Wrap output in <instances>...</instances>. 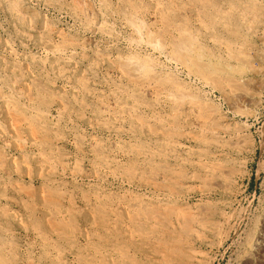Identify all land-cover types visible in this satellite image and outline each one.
<instances>
[{"label":"rangeland","instance_id":"rangeland-1","mask_svg":"<svg viewBox=\"0 0 264 264\" xmlns=\"http://www.w3.org/2000/svg\"><path fill=\"white\" fill-rule=\"evenodd\" d=\"M76 1L0 0V264H264V0Z\"/></svg>","mask_w":264,"mask_h":264},{"label":"bare ground","instance_id":"bare-ground-1","mask_svg":"<svg viewBox=\"0 0 264 264\" xmlns=\"http://www.w3.org/2000/svg\"><path fill=\"white\" fill-rule=\"evenodd\" d=\"M73 1V0H72ZM101 1V0H100ZM128 1V0H127ZM103 2V1H102ZM101 2V3H102ZM106 2V1H105ZM74 3V2H73ZM104 3V2H103ZM132 3V2H131ZM130 3V4H131ZM76 4L78 5V10L80 11L79 13L81 14V15H84V17H87V18H89V16H92V15H95V14H97L96 13V10H94V8H92V7H90V6H88L87 5V0H78V1H76ZM129 4V5H130ZM125 6V5H124ZM130 6H132V4L130 5ZM133 7V6H132ZM100 8H102L101 6H100ZM125 8V7H124ZM106 9V8H105ZM109 9V8H108ZM126 9V8H125ZM134 10V9H133ZM133 10H132V12H133ZM101 11V10H100ZM124 11V10H123ZM128 11V10H127ZM157 11V10H156ZM108 12V11H107ZM137 12V11H136ZM99 13V12H98ZM134 13H135V11H134ZM104 14V13H103ZM161 14V13H160ZM159 14V15H160ZM112 15V14H111ZM154 15V14H153ZM95 16H97V15H95ZM104 16H105V14H104ZM113 16V15H112ZM157 16V15H156ZM162 16V15H161ZM78 17V16H77ZM98 17V16H97ZM107 17V16H106ZM111 17V16H110ZM96 18V17H95ZM108 18V17H107ZM142 18V17H141ZM141 18L138 16V14H134V15H132V13L130 12V13H128V12H125V13H123L122 14V20L125 22V23H127L128 25H130L133 29H134V31L136 32V33H138L139 35H141V33H143V31H144V25L145 24H143V22H142V20H141ZM97 19V18H96ZM161 19V18H160ZM161 21V20H160ZM106 22V21H105ZM163 22V21H162ZM154 23V22H153ZM161 23V22H160ZM103 25L104 24H102V22L101 21H93L92 23H91V27H90V30L92 31V33H97V32H102V30H103ZM110 26V25H109ZM112 27V26H111ZM130 27V28H131ZM146 27V26H145ZM165 27H166V25H165ZM168 27V26H167ZM106 29V28H105ZM165 30V29H164ZM90 31V32H91ZM104 31V30H103ZM108 32H109V29L107 30ZM147 33V32H146ZM166 33V32H165ZM104 34V33H103ZM152 35H153V33L151 34L150 32H148V34L145 36V34H143V35H141L140 36V38L137 40V42L138 43H140L141 45H144V46H146L148 49H150L151 51H153V52H159L160 54H165L166 56H167V63L168 62H170V63H173V64H177V65H179V67H181V66H183V65H185L181 60H180V48L182 47V46H180L179 45V43H173L170 47L169 46H167L166 45V42L165 43H163V41L162 40H160V38L158 37V34H156L157 36H153L152 37ZM111 36V35H110ZM63 37V36H62ZM139 37V36H138ZM180 37V36H179ZM186 38V37H185ZM179 42V41H178ZM63 44H64V42H63ZM71 44V43H70ZM139 44V45H140ZM65 45V44H64ZM78 45V44H77ZM182 45V44H181ZM68 47H69V45H67ZM71 46H73V45H71ZM70 46V47H71ZM75 46V45H74ZM61 47V46H60ZM80 47V46H79ZM62 48V47H61ZM73 48V47H72ZM146 48V49H147ZM65 50V49H64ZM69 51V50H68ZM10 52V51H9ZM67 52V51H66ZM71 52V51H70ZM185 52V51H184ZM59 53H61V52H59ZM62 53H64L63 51H62ZM73 53V52H72ZM71 53V55H73ZM75 53V52H74ZM158 54V53H157ZM187 54V53H186ZM69 55V54H68ZM179 55V56H178ZM166 56H165V59H166ZM65 57V56H64ZM125 58V57H124ZM164 59V60H165ZM65 62V61H64ZM66 63H67V61H66ZM169 63V64H170ZM182 63H183V65H182ZM113 64H115V66L117 67V69L119 70V72H120V74L122 75V76H125L126 78H128V80L130 81V82H132V83H134V82H140V81H143L144 80V77H148L149 75V73H152V70H156V64H154V63H152V64H149L147 61H141V60H138V59H135V58H127V59H123V58H118ZM158 66V65H157ZM170 66H171V64H170ZM179 67L178 68H176V69H178L179 70ZM59 71V70H58ZM69 71V70H68ZM153 72H156V71H153ZM160 73V72H159ZM189 73V72H188ZM152 75H156L155 73H152ZM161 75V74H160ZM172 75V74H171ZM116 76V75H115ZM144 76V77H143ZM156 77H158V76H156ZM165 77V76H164ZM155 78V77H154ZM171 78V77H170ZM149 79H151L150 77H149ZM195 79V78H194ZM153 80V79H152ZM152 80H149V81H152ZM155 80H157L156 78H155ZM201 80V79H200ZM154 81V80H153ZM168 81V80H167ZM166 81V83L168 84V86H162L161 88L159 87V86H161V85H159L158 86V88H160V89H157L158 90V93H159V95H167L169 98H170V96H172V95H176L177 94V90L178 91H180V89L182 88V87H180V85L179 84H177L175 81H174V83H172V84H169L168 82ZM173 81V80H172ZM146 83L147 82V79H145L144 81H143V83ZM159 82V81H158ZM204 82V81H203ZM131 83V84H132ZM141 83V82H140ZM145 83H144V85H145ZM156 83H157V81H156ZM164 83V82H163ZM163 83H161V84H163ZM170 83H171V81H170ZM135 84V83H134ZM204 84V83H203ZM205 84L208 86V83H206L205 82ZM136 85V84H135ZM148 85V84H147ZM150 85V84H149ZM172 86V87H171ZM205 86V85H204ZM71 88V87H70ZM83 88V87H82ZM153 89H155V86H153ZM11 91V90H10ZM75 91V90H74ZM184 91V90H183ZM8 92V91H7ZM7 92H5L1 87H0V103H5V105L7 104V106L10 104L11 105V101H10V98H11V93L10 94H8ZM181 92V91H180ZM227 92H229V91H227ZM231 92V91H230ZM236 93V92H235ZM234 93V94H235ZM238 93V92H237ZM239 95H240V93L238 94V96L235 94V95H232V94H230V93H224V97H225V99L228 101V102H230V103H232L233 102V99H232V97H238L239 98ZM242 100H243V102H247L248 100H249V98L246 96V95H242L241 97H240ZM76 101V100H75ZM30 102H32V101H30ZM194 102V101H193ZM171 103V102H170ZM242 103V102H241ZM26 105V104H25ZM133 105V104H132ZM108 106V105H107ZM22 107V106H21ZM29 107V106H28ZM111 107V106H110ZM122 107V106H121ZM14 108V107H13ZM173 108V107H172ZM111 110H112V108H110ZM114 109V108H113ZM14 110V109H13ZM15 110H17V109H15ZM115 110V109H114ZM108 111H109V109H108ZM211 111V110H210ZM9 112H12V110H9ZM28 115H30V117H37V116H39V112H40V110H38V109H36L33 105L31 106V107H29L28 108ZM125 113V112H124ZM216 113H217V111H216ZM214 111H213V117L214 116H216L217 114H216ZM12 114V113H11ZM16 114V113H15ZM20 114V113H19ZM22 114V113H21ZM14 115V114H13ZM46 115H48V114H46ZM14 116H16V115H14ZM19 117H15V120L13 119V121H14V129H19L22 125H24L25 123H30V121H29V119L25 116V115H18ZM42 116V115H41ZM13 117V116H12ZM47 117V116H46ZM118 117H120V116H118ZM212 117V116H211ZM212 117V118H213ZM217 117H218V115H217ZM37 118H40V116L39 117H37ZM48 118V117H47ZM215 118V117H214ZM120 119H122V118H120ZM41 121V120H40ZM39 123V122H38ZM29 126V125H28ZM32 126V125H31ZM201 126V125H200ZM25 127V126H24ZM27 127V126H26ZM205 127V126H204ZM23 128V127H22ZM13 129V130H14ZM15 131V130H14ZM15 132H17V131H15ZM211 133H213V134H216V131L214 130H212L211 131ZM238 136V135H237ZM22 141V140H21ZM107 160V159H106ZM53 161V160H52ZM50 162V161H49ZM102 162V161H101ZM51 166V165H50ZM110 166V165H109ZM219 167V166H218ZM213 170V169H212ZM110 172V171H109ZM214 172V171H213ZM216 183H218V182H216ZM222 188V187H221ZM61 189V188H60ZM262 240H263V238H262ZM262 240H261V242H262ZM261 242H258L257 243V245H256V249L258 250V251H260L261 249L263 250V245L261 244ZM256 244V243H255ZM253 252V251H252ZM258 254V253H257ZM60 260V259H59ZM65 262V261H64Z\"/></svg>","mask_w":264,"mask_h":264}]
</instances>
